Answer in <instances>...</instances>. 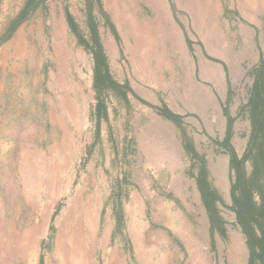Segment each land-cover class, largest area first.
I'll use <instances>...</instances> for the list:
<instances>
[{"label":"rangeland","instance_id":"rangeland-1","mask_svg":"<svg viewBox=\"0 0 264 264\" xmlns=\"http://www.w3.org/2000/svg\"><path fill=\"white\" fill-rule=\"evenodd\" d=\"M26 1L0 0V264H264L229 161L264 206L248 115L264 0H162V18L161 0H37L17 24ZM93 51L118 87H95ZM11 223L36 226L32 260Z\"/></svg>","mask_w":264,"mask_h":264},{"label":"trees","instance_id":"trees-1","mask_svg":"<svg viewBox=\"0 0 264 264\" xmlns=\"http://www.w3.org/2000/svg\"><path fill=\"white\" fill-rule=\"evenodd\" d=\"M36 3L37 0L26 1L25 6L22 8V10L19 12V14L16 17L15 21L17 24L25 21L32 14L36 6L35 5ZM93 55L95 60L94 68H93L95 87H98L99 89H105L110 87L114 88L115 86L118 87V85L115 82H113L110 79V77L107 75V66H106L105 58L101 54V52L93 51ZM258 69L261 70L258 72L257 71ZM258 69L255 71V80L253 82V88L251 91L252 95L248 100V115L251 124V133L256 135L259 133V140L263 139L259 143L262 144L264 142V73L261 72L262 71L264 72V62L260 63ZM163 110L164 113H160V115H162L166 119H169L170 121L175 122L177 115L170 113L167 109H163ZM103 114H105V112ZM103 117H105V115H103ZM254 139L252 138L253 141ZM259 150H260L259 154L257 155L260 156L259 161L261 163L259 164L260 165L259 166L256 160L252 159V161H254L255 163L253 173H251L253 175H256L260 171V169L264 172V147H262L261 145ZM230 151H231L229 156L230 168L235 172V177H236L235 183L232 185L233 193H235L232 199V204H233L232 210L235 213L236 222L241 228V232L245 235L247 247L251 252L250 262L253 263L258 260L259 256L264 258V236L259 237L256 233V229H258L259 231H261V233L264 234V226L262 223L263 219H261V215L263 216L264 206L260 204L257 206L252 202L251 200L252 192L250 190L247 192L248 201L246 204L239 199L237 195L238 188L242 184L241 181L246 179L244 177L245 172L243 168V165L246 162V158L238 159L231 149ZM203 174H204V170L202 169L201 173L197 177L196 184L197 187L199 188L203 201L206 200L208 201V198L213 197L211 202L208 201V204L205 202L207 208L210 209L215 201L216 193L210 187V185L207 182H205V177ZM210 219L212 220L211 216Z\"/></svg>","mask_w":264,"mask_h":264},{"label":"crops","instance_id":"crops-1","mask_svg":"<svg viewBox=\"0 0 264 264\" xmlns=\"http://www.w3.org/2000/svg\"><path fill=\"white\" fill-rule=\"evenodd\" d=\"M161 5H162V10L159 11L160 14V18H162V15L164 14L165 10H164V6H163V2L161 0ZM147 4L153 9V11L155 12L152 4L148 3ZM157 12H155L156 14ZM194 23L196 24V22L194 21ZM177 36V35H176ZM170 152H171V148H170ZM169 155L171 157H173V153L171 152V154H168V157ZM12 226H10L9 230H10V234L9 236L11 237V235H13V237H16V233H17V230H15L16 228H14L13 225H16L15 223H11ZM15 235V236H14ZM35 235H36V226L35 225H31L30 228L25 231L24 233H21V235H18L17 237V241H19V245H20V253L21 255L25 258L26 257H29L31 260L33 259V253H34V238H35ZM6 252L5 253H8V247L5 248ZM3 264V263H2Z\"/></svg>","mask_w":264,"mask_h":264},{"label":"bare ground","instance_id":"bare-ground-1","mask_svg":"<svg viewBox=\"0 0 264 264\" xmlns=\"http://www.w3.org/2000/svg\"><path fill=\"white\" fill-rule=\"evenodd\" d=\"M149 235V234H148ZM145 239V238H144ZM149 243V242H148ZM63 244V243H62ZM151 244V243H150ZM63 247V246H62ZM142 254V253H141Z\"/></svg>","mask_w":264,"mask_h":264}]
</instances>
